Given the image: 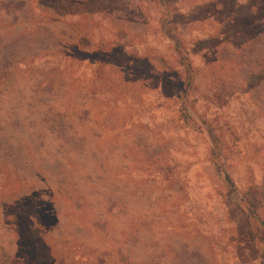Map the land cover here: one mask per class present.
Returning a JSON list of instances; mask_svg holds the SVG:
<instances>
[{"label":"rangeland","instance_id":"rangeland-1","mask_svg":"<svg viewBox=\"0 0 264 264\" xmlns=\"http://www.w3.org/2000/svg\"><path fill=\"white\" fill-rule=\"evenodd\" d=\"M0 264H264V0H0Z\"/></svg>","mask_w":264,"mask_h":264}]
</instances>
